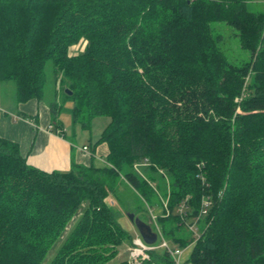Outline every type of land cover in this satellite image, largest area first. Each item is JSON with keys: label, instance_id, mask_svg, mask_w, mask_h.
I'll list each match as a JSON object with an SVG mask.
<instances>
[{"label": "trees", "instance_id": "16d2710c", "mask_svg": "<svg viewBox=\"0 0 264 264\" xmlns=\"http://www.w3.org/2000/svg\"><path fill=\"white\" fill-rule=\"evenodd\" d=\"M255 1L264 0H0V81L15 82L17 101L49 94L60 126L63 109L75 122L110 117L95 142L108 146L101 166L43 170L0 136V264H128L118 247L134 239L110 198L121 178L149 202L156 174L170 180V214L161 207L158 223L173 246L194 239L180 203L190 196L193 221L203 196L213 198L191 264H264V11ZM215 22L247 58L229 56ZM145 162L144 177L135 168ZM150 254L145 264H175L166 249Z\"/></svg>", "mask_w": 264, "mask_h": 264}, {"label": "rangeland", "instance_id": "374dc122", "mask_svg": "<svg viewBox=\"0 0 264 264\" xmlns=\"http://www.w3.org/2000/svg\"><path fill=\"white\" fill-rule=\"evenodd\" d=\"M250 8L256 11H264V1H255L250 3ZM216 27L226 36V42L224 44L225 51L229 54L231 58H242L245 59L249 56L248 51L243 50L240 47L238 36L234 35V31L225 22H215ZM86 43H79L72 46L74 52L81 51L85 48ZM47 87L54 85L55 78L53 76V71L51 68L48 71ZM48 91V88H47ZM16 94L17 100V90L16 84L13 81L0 83V104L6 108L14 109L16 105V100L14 96ZM49 94L46 96V100L49 101ZM63 99V98H62ZM59 102L64 108H72L75 105L72 98L63 99ZM46 101V102H48ZM62 114L59 116L60 122H62L67 130L66 134L69 138L77 141L78 143L86 142L90 144L91 147L97 141L105 127L110 122V117L102 115L93 118L92 122L88 123L87 119L80 117L78 121H74L72 115L63 109ZM148 165H142L135 168L136 171H140L142 176H147L144 168ZM155 183L158 188L157 197H152L149 202L144 199L131 185L126 181L119 178V184L117 185L116 192L111 195L112 207L117 213V218L119 223L132 235L135 239L140 236L139 230L136 225L130 220L128 213H135L143 221L149 223V207H154V212L159 213L162 207V196L165 197V192L170 189V180L168 177H162L160 175H155ZM83 209V208H82ZM82 209L79 210L78 215L82 213ZM150 224V223H149ZM71 226V223H70ZM132 240L126 238L118 247L119 253L117 256L118 260H128L131 259V248ZM54 255V247L49 251L46 261L51 260ZM185 264H191L188 260Z\"/></svg>", "mask_w": 264, "mask_h": 264}, {"label": "crops", "instance_id": "0c3cea01", "mask_svg": "<svg viewBox=\"0 0 264 264\" xmlns=\"http://www.w3.org/2000/svg\"><path fill=\"white\" fill-rule=\"evenodd\" d=\"M66 132L63 123L60 126L53 122L46 101L35 98L27 102L16 100L14 109L0 104V136L17 142L29 164L47 171L70 170L75 164H105L106 143H94L93 147L86 142L80 144L69 138Z\"/></svg>", "mask_w": 264, "mask_h": 264}, {"label": "built area", "instance_id": "2783aa9c", "mask_svg": "<svg viewBox=\"0 0 264 264\" xmlns=\"http://www.w3.org/2000/svg\"><path fill=\"white\" fill-rule=\"evenodd\" d=\"M84 149H87V146H84ZM142 165H148V163L137 164L136 168ZM140 173V171H138ZM203 180L205 181L204 174L201 173ZM188 196L184 201L180 203L177 208V212L180 214L181 219L185 222V226L192 232L193 234V241L186 247H179L173 246L169 240L164 235L162 227L158 223V214L154 212V207H149L150 214H149V223L152 226L153 230L157 233V241L155 243H147L144 239L140 236H137L133 240V246L131 248V259L128 261V264H145V260L150 259L151 254L150 252L159 248L166 249L168 252L171 253L175 264H185L189 251L193 247L194 243L201 237V228L199 221L201 218H204L206 215L209 214L210 207L213 204V198L211 195H204L201 201V208L199 214L193 219V221L189 220L187 209L189 208L188 205ZM169 196L163 197L162 196V207L165 210L166 214H170V210L168 207Z\"/></svg>", "mask_w": 264, "mask_h": 264}, {"label": "water", "instance_id": "95a60500", "mask_svg": "<svg viewBox=\"0 0 264 264\" xmlns=\"http://www.w3.org/2000/svg\"><path fill=\"white\" fill-rule=\"evenodd\" d=\"M69 94L72 93L71 90L67 89ZM130 220L136 225L139 230L141 237L147 243H155L157 241V233L153 230L152 226L140 219L135 213H128Z\"/></svg>", "mask_w": 264, "mask_h": 264}]
</instances>
